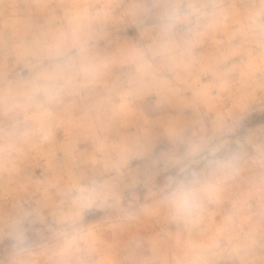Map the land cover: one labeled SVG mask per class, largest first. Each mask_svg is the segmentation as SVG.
<instances>
[{
	"label": "clouds",
	"instance_id": "clouds-1",
	"mask_svg": "<svg viewBox=\"0 0 264 264\" xmlns=\"http://www.w3.org/2000/svg\"><path fill=\"white\" fill-rule=\"evenodd\" d=\"M0 56V264H264V0H0Z\"/></svg>",
	"mask_w": 264,
	"mask_h": 264
},
{
	"label": "rangeland",
	"instance_id": "rangeland-1",
	"mask_svg": "<svg viewBox=\"0 0 264 264\" xmlns=\"http://www.w3.org/2000/svg\"><path fill=\"white\" fill-rule=\"evenodd\" d=\"M117 35H119L122 39H138V32L134 27H128V28H121ZM9 68H11V61L9 62ZM6 69L3 68L2 66V56H0V78L3 77ZM14 74V70L10 73ZM143 108L147 114H149L152 119H153V124H152V131L157 134L160 139L158 141V147H163L165 144L164 137L161 134V128L159 121L166 117V116H180L183 119H189L191 117V112L190 111H185L183 113L179 112L177 109H165L160 112H154L153 111V99L148 98L144 104ZM245 126L250 128V127H264V99H261L257 104L253 105V107L250 109L248 114L245 117ZM128 132L135 131L134 128H129L127 129ZM58 139L63 138V131L60 130L57 133ZM81 149H90V145L88 144H82ZM62 153H58V159H62ZM134 167H137L141 170V172L147 173V174H152L156 171L151 165L150 159H145V160H140L134 162ZM43 169L42 168H36L35 169V175L37 177L43 176ZM145 189L142 185H137L135 188H130L125 192V202L128 200L133 199L134 196H139L141 200H143L144 194H145ZM102 213H95L92 215L88 216V221L89 222H95L102 217Z\"/></svg>",
	"mask_w": 264,
	"mask_h": 264
}]
</instances>
